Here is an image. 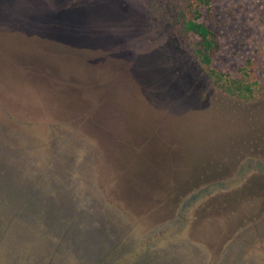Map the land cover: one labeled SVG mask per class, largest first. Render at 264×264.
Segmentation results:
<instances>
[{
  "label": "rangeland",
  "instance_id": "obj_1",
  "mask_svg": "<svg viewBox=\"0 0 264 264\" xmlns=\"http://www.w3.org/2000/svg\"><path fill=\"white\" fill-rule=\"evenodd\" d=\"M209 26L220 44L213 69L235 77L251 60L259 85L250 99L220 91L196 60L192 41L150 11L146 0H0V83L11 90V97L39 114L52 109L48 115L53 117L63 116L54 110L69 111L77 102L65 93L42 95L32 76L11 67L10 54L17 55L10 52L15 47L9 44V32L16 34V42L28 40L33 51L25 50V55L37 62L45 59L36 38L49 34L55 44L71 48L69 55L90 64L100 62L97 69L90 67L97 81L107 82L103 78L116 74L120 83L115 87L125 101L134 102L137 117L150 127V139L131 137L134 148L150 159L148 149L156 141L170 161L162 189L149 199L129 190L123 178L112 173L116 178L100 182L90 176L88 186L81 187L77 173L60 171L52 187H43L47 178L25 170V161H19L23 155L14 158L0 152V264H33L48 260V254L74 264L73 253L53 251L62 230H85L84 219L98 213L102 218L108 215L100 226L114 235L117 211L123 210L132 216V228L163 225L157 246L165 248L185 238L182 251L158 258L153 253L151 264H264V0H213ZM76 34L86 37L74 38ZM88 35L102 38L87 39ZM78 41L90 44L89 49L75 50ZM45 45L49 46H40ZM54 66L55 72L61 68ZM11 72L12 79L2 78ZM2 128L0 134L6 135ZM38 128L30 131L29 144L40 137L43 128ZM109 130L118 136L115 126ZM40 149L42 141L31 146L30 163L45 167L48 158ZM85 173L81 172L84 179ZM109 181H115L113 187ZM216 182L221 189L215 188ZM91 196L100 202H92ZM180 207L184 212L177 224L185 229L172 236L170 225ZM147 214L142 222L135 219ZM132 232L134 242L140 235L136 228ZM188 240L198 247L194 253L185 245ZM143 255L134 252L125 264L143 261Z\"/></svg>",
  "mask_w": 264,
  "mask_h": 264
},
{
  "label": "trees",
  "instance_id": "obj_2",
  "mask_svg": "<svg viewBox=\"0 0 264 264\" xmlns=\"http://www.w3.org/2000/svg\"><path fill=\"white\" fill-rule=\"evenodd\" d=\"M146 5L150 11L173 27L179 35L192 41L196 60L206 69L207 76L220 91L242 100H248L253 96L259 83L253 73L251 60H247L246 64L237 70L235 77L227 76L212 68L213 59L220 50L218 36L209 26L212 19L213 0H146ZM64 33L70 34V31L65 30ZM95 36L97 35H88L87 39L89 37L90 39H96ZM75 37L85 38L86 36L82 37V35L76 34ZM97 38L102 37L97 36ZM36 39L38 40L40 54L45 59L44 62L47 60L58 63L59 67H61L60 70L55 72L47 65L34 60L20 62L9 58V60H13L14 66L11 67L32 76L36 81V86L42 90V95L46 96L51 94L50 92L71 94L80 104H75L69 111L64 108L54 110L59 113H54L57 116L63 114L60 117L49 116L48 111L53 112L52 109L44 110V113L39 114L40 110L23 104L20 98H14L16 96L11 97V90H7L8 87L0 83V127H3L4 129H2L6 132V135L0 134V152L5 151V155H11L14 158L23 155L19 157V161L23 165L25 161V168L23 167L25 170L28 167L27 170L33 173L34 176L38 175L40 178L41 176L47 178V184L43 185V187H48L49 185L52 187L54 175H59L60 171L77 173V179L81 187L83 185L88 186L87 181H90V176L91 179L96 178L98 181L104 182L103 179L105 177L106 180L110 179V177L116 178L112 174L121 176L123 182L127 184L125 176L128 167L124 164H116L113 159V152L117 146L130 150L132 153L134 152L139 158L146 160L148 164L153 166L147 156L142 157L134 148L136 144H132L131 140V137L137 135L140 138L147 137L150 139L149 133L141 134L138 131H132L126 125H124L126 127L124 132L121 131L118 136L109 130V128L112 129L120 122V112L118 114L114 113L113 111L116 110L108 102L112 90L117 85L116 83H120L116 79V74L112 72L108 77L103 78L107 82L101 79V82L97 81L93 75L91 79H84L74 71H71L74 73L72 76L67 75V72H65L67 63L71 64L74 62L75 65H84V63L90 64V62L74 57V55H69L71 48L55 44L53 39L49 38V34L43 33L38 35ZM44 43H48L49 46L45 45L43 46L44 48H41L40 45ZM76 46L73 47L75 48ZM56 49L59 51H56ZM59 52L64 56L60 55ZM99 63L94 62L90 65H94V68L97 69L99 68ZM0 82H3V80H0ZM15 93L17 94V92ZM38 126L43 128L42 134L39 133L40 137L36 135L34 142L42 141L43 149H40L42 150L41 153H45L48 158L45 167L33 166L30 163L32 159L29 153H31V146L35 143L32 141L29 144L28 140L30 139V131L35 130ZM9 139L11 143L7 144ZM20 141L23 142V145ZM145 143L143 142L139 145L144 146ZM132 159L134 157L131 158V161ZM91 170H95L93 175L91 172V175L89 173ZM83 171H86V179L81 174ZM158 174L163 176L160 172ZM114 182L111 185L109 181V185L113 187ZM60 186L61 188L66 187L63 184H60ZM99 188L103 187L100 186ZM161 189L162 185L156 187L153 191L142 188L136 190L146 195L147 198L152 199ZM91 197L92 202H100L98 198ZM190 202L188 201L187 204ZM93 206L91 204L88 210H91ZM183 212V207L176 210L177 220L170 225V228H172L170 235L177 236L184 232V226L181 223L177 224ZM128 213L125 210L117 211L116 215H120V218L115 228L118 233L116 234L112 231L114 235L111 232L106 233L105 228L100 226L108 215H104V218H102L98 213L89 215L84 219V223L82 222L84 225L81 226L85 230L76 232L73 228L71 230L63 229V234L57 236V247L53 248L54 253L61 255L66 252L73 253L74 264H125L130 259H133L134 252H138V255L144 254L143 261L140 260L134 264H151L149 256L153 255V253L154 257L158 258L165 257L168 252L172 254V251L175 252L177 249L182 251L185 238H181L177 243H170L165 248L157 246L160 239L159 235L162 234V228H164L163 225H149V227H146L138 226L139 224H137L134 228L137 229L140 236L133 242L131 237L133 236L132 231L134 228L128 223L131 221L132 216ZM148 215L135 216V219L142 222L140 219H147ZM109 217L112 218V214H109ZM85 232L88 236H85ZM66 240H69L68 243H66ZM185 245L191 250V253L198 249L196 244L191 243L189 240L186 241ZM155 246L158 248H155ZM35 261L33 260V264L65 263L64 258L53 259L51 254H48V260Z\"/></svg>",
  "mask_w": 264,
  "mask_h": 264
},
{
  "label": "water",
  "instance_id": "obj_3",
  "mask_svg": "<svg viewBox=\"0 0 264 264\" xmlns=\"http://www.w3.org/2000/svg\"><path fill=\"white\" fill-rule=\"evenodd\" d=\"M15 35L16 34H12L11 32H9L8 38L10 39V41H13L12 43L9 44L14 45L15 47L13 50L10 49V52L15 53L17 55V57H14L10 54V58L20 62L32 60L33 58H27L28 54L25 55V50L27 52L33 51L31 46L28 45V43H26V41L28 40L25 38L21 42H16V40H13ZM71 44L73 45V43ZM89 45L90 44H86V43L80 44V42L78 41L77 48L74 49L77 50L78 52L80 51L83 52L84 50L89 49ZM94 49H97V47H95ZM1 62L3 63V61ZM40 63L47 65L51 70L55 68L54 65H59L58 63H53L51 61H46V62L41 61ZM51 65H53L52 68ZM99 65L100 64H98V66ZM91 66L94 68V65H90V64H87V66L77 64V66L75 65L74 67L73 65L67 63V65H65V72L69 73L71 71H75L76 73L80 74L82 78L91 79L92 78V75H90ZM11 75L12 72L8 75L2 76V78L6 79L7 77H10L12 79ZM67 95L74 98V96H71V94H67ZM74 101L75 98L71 100V102ZM108 102L111 103L114 109L116 108L115 107L116 104L121 105L123 107V110L116 109L118 112H120V122H118L119 124L115 126L117 128V132L120 133L123 128L126 129V127L128 126L127 127L128 129L130 128L132 131H138L141 134L149 133L150 127L148 126V124L143 119L141 118L139 119L137 117L136 111L134 110L135 108L134 102L131 99L125 101L124 97L120 93V90L118 91V89L115 88L112 91V94L110 95ZM75 104L79 105L80 103L77 102ZM133 114L135 115V117H133L134 116ZM122 125L123 128L121 129ZM124 125H126V127H124ZM148 150L150 152V155L152 156V158L150 157V162L152 163L153 166L148 164L146 160L136 157L130 150H126L125 148H121L120 146H117L113 152L114 161L117 164H121V165L124 164L128 167L125 177L127 179V184H128L127 187L129 188V190L135 191L136 189L142 188L148 191H153L156 189V187H160L162 183L164 184L163 176L158 173L160 172L163 175L168 174V169H169L168 167L170 166L169 158L164 148L162 146H159V144L156 141L150 144ZM133 157L134 159H132L131 161V158Z\"/></svg>",
  "mask_w": 264,
  "mask_h": 264
},
{
  "label": "flooded vegetation",
  "instance_id": "obj_4",
  "mask_svg": "<svg viewBox=\"0 0 264 264\" xmlns=\"http://www.w3.org/2000/svg\"><path fill=\"white\" fill-rule=\"evenodd\" d=\"M215 188L221 189V184L219 182L218 183L216 182Z\"/></svg>",
  "mask_w": 264,
  "mask_h": 264
}]
</instances>
